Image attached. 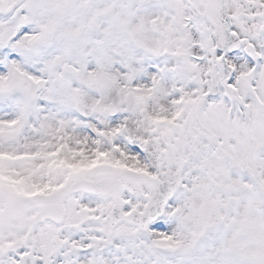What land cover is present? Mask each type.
Instances as JSON below:
<instances>
[{
    "label": "snow or ice",
    "instance_id": "snow-or-ice-1",
    "mask_svg": "<svg viewBox=\"0 0 264 264\" xmlns=\"http://www.w3.org/2000/svg\"><path fill=\"white\" fill-rule=\"evenodd\" d=\"M0 264H264V0H0Z\"/></svg>",
    "mask_w": 264,
    "mask_h": 264
}]
</instances>
